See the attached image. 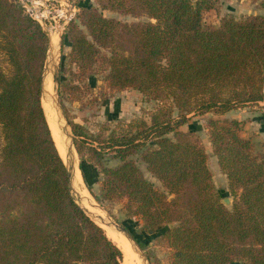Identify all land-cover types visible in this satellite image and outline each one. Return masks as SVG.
<instances>
[{
    "label": "trees",
    "instance_id": "obj_1",
    "mask_svg": "<svg viewBox=\"0 0 264 264\" xmlns=\"http://www.w3.org/2000/svg\"><path fill=\"white\" fill-rule=\"evenodd\" d=\"M215 2H80L77 23L61 36L68 62L81 75L97 66L110 91L134 89L160 104L148 122L99 132V150L89 144L88 157L80 125L67 124L83 179L81 164L103 151L120 160L99 167L100 195L122 198L144 231L162 226L167 264H264V153L241 135L242 120H207L208 144L231 197L226 207L204 145L193 130L179 129L189 115L220 116L264 100V16L205 26L202 13ZM104 10L147 20L124 22ZM47 45L36 22L0 0V264H121L119 248L74 199L52 139L40 99ZM137 152L160 188L128 158Z\"/></svg>",
    "mask_w": 264,
    "mask_h": 264
},
{
    "label": "rangeland",
    "instance_id": "obj_2",
    "mask_svg": "<svg viewBox=\"0 0 264 264\" xmlns=\"http://www.w3.org/2000/svg\"><path fill=\"white\" fill-rule=\"evenodd\" d=\"M10 1L15 4V6L18 7L23 14L22 9L16 4V1ZM34 1L38 3L42 2V6L46 7L50 4L54 9H57L59 4L63 5V0ZM71 1H73L79 7V3L83 1H87L92 6H96L95 0ZM215 3L214 9H209L202 13V23L205 26L216 27L220 19L223 17L239 19L250 14H259L264 16V0H216ZM78 13L79 9L76 12L74 18L68 22V24L73 22L77 23ZM102 14L105 17H113L124 22L147 20L145 16L119 15L117 13L105 10L102 11ZM66 29L64 31H66ZM61 36L62 35L53 32L47 36L48 45L43 68L42 93L40 99L44 110L43 112H45L44 115H46V119L50 128L52 139L56 148L58 145V153H60V155H62L60 149L63 147L62 149L64 151V158L62 157L61 159L68 173H70L69 169L73 167V164H75L78 168L76 179L79 184L77 181L73 183L71 178L70 187L72 195L76 202L92 219L97 221V217L95 216L96 211L95 213H91V211L86 209V205H89L100 211V214L103 218L112 221L124 229L126 228L125 230H127V232L129 231L131 234H133L135 240L134 243H132L135 245L138 254L132 251L131 248H135L133 244L128 239L125 241L127 243V252L134 256L132 261L133 263L136 261V259H139L142 264H167L170 251L161 244L158 236L162 226H157L154 230L146 232L142 229V222L137 219V217H130L127 215L123 207L124 200L122 198L104 201L100 195L99 181L102 178V173L100 172L99 167L114 166L118 164L120 160L110 157V153H105V151H103L104 153L98 157L97 161L92 159L89 160V162H83L81 164L82 170L84 171L86 177L83 179L79 164L80 162L72 143V133L69 125L67 124V120H70L80 125V140H83L84 142L83 154L84 156L88 157L90 156L89 153H87V147L89 144L96 150H99V145L94 139L99 132L103 130L108 131L110 129H115L119 125H124L132 120L141 119L145 122H148L151 113L160 103L151 99H147L137 90L130 88L110 91L105 86V82L103 80V75L105 72L99 71L97 66L94 67L91 73L81 75L80 70L73 63L68 62V46L62 42ZM44 75L48 76V92L44 91L45 88L43 89ZM58 76H60V79L64 78V80L67 82L77 85L78 89L69 92L68 90L59 87V82H55L54 80V78ZM42 96L44 99H42ZM242 107H246V109L253 107V110L257 112L256 114H264V100ZM242 107H239V109L242 110ZM64 112L66 113L67 117L65 116ZM173 115H175V110L173 111ZM209 118L214 117L210 113L203 115H189V119L182 126H180L179 129L193 130L195 135L204 145L213 185L216 190L219 191L224 205L229 207L231 203V197L228 195L227 190L223 185V181L219 175V172L214 169V160H212L211 151L209 150L206 134L207 120ZM242 129L243 124L241 131ZM57 131L59 139L57 138ZM254 149L255 151H261L256 149V147H254ZM128 158L135 163L146 180L152 183L154 187L160 188L159 182L146 170L144 164L140 161L138 152L129 155ZM224 199H227V201L225 202ZM100 214L98 215L100 216Z\"/></svg>",
    "mask_w": 264,
    "mask_h": 264
},
{
    "label": "built area",
    "instance_id": "obj_3",
    "mask_svg": "<svg viewBox=\"0 0 264 264\" xmlns=\"http://www.w3.org/2000/svg\"><path fill=\"white\" fill-rule=\"evenodd\" d=\"M20 6L23 14L38 23L41 29L48 36L51 32L62 35L66 29V25L70 22L79 6L71 0H61L57 9H54L50 4L42 6V2L38 3L34 0H15ZM51 39V37H50Z\"/></svg>",
    "mask_w": 264,
    "mask_h": 264
},
{
    "label": "crops",
    "instance_id": "obj_4",
    "mask_svg": "<svg viewBox=\"0 0 264 264\" xmlns=\"http://www.w3.org/2000/svg\"><path fill=\"white\" fill-rule=\"evenodd\" d=\"M245 108V109H244ZM253 110V107L247 108L242 107V110L239 108L231 109L227 112H225L223 115L217 116L220 118H235V119H241L243 120V129L241 131V135L244 137H249L255 144L256 149L261 150L264 153V114H256ZM213 117H216L213 115ZM209 145V144H208ZM205 148V147H204ZM209 150L211 151L210 147ZM206 153V149H205ZM212 160H214V166L221 176V179L223 181V185L226 188V180L224 175L219 171L215 157L211 153ZM207 155H206V163H207ZM208 167V163H207ZM209 171L210 168L208 167Z\"/></svg>",
    "mask_w": 264,
    "mask_h": 264
},
{
    "label": "bare ground",
    "instance_id": "obj_5",
    "mask_svg": "<svg viewBox=\"0 0 264 264\" xmlns=\"http://www.w3.org/2000/svg\"><path fill=\"white\" fill-rule=\"evenodd\" d=\"M48 75V74H47ZM47 75H44V78H43V89L45 88V92H48L47 90V81H48V76ZM42 99H44V97L42 96ZM48 102V101H47ZM45 113V112H44ZM46 116V115H45ZM65 134V133H64ZM57 138H58V131H57ZM59 139V138H58ZM61 145V144H59ZM63 148V147H62ZM60 149L61 152H62V155H61V158L63 157L64 158V151L63 149ZM57 149L59 150L58 148V145H57ZM75 156V155H74ZM64 160V159H63ZM69 172L71 174V177H72V181L73 183H75V181H77L76 177H77V173H78V168L76 167L75 164H73V167L69 169ZM78 183V181H77ZM79 184V183H78ZM83 204V203H82ZM86 209H88L89 211H91V213H95L96 211V214L95 216L98 218V217H102L101 214H100V211L94 209L93 207L89 206V205H86ZM100 214V216L98 215ZM95 217V218H96ZM96 221V220H95ZM98 224H100L101 227H106L104 228V231L107 235L108 238H110L116 245L117 247L121 250L122 252V263L121 264H142L141 261L139 259H136V261L133 263V258L134 256L130 253L127 252V243L125 241H127V238H122V236L118 233H116L114 231V228L112 225L110 226H107V225H104V224H101L99 223L98 221H96ZM129 240V239H128ZM131 242V240H129ZM132 243V242H131ZM133 244V243H132ZM133 246L135 247V245L133 244ZM126 249V251H124ZM132 251L136 254H138L137 250H136V247L133 249L131 248ZM137 258V257H136ZM144 263V262H143Z\"/></svg>",
    "mask_w": 264,
    "mask_h": 264
},
{
    "label": "water",
    "instance_id": "obj_6",
    "mask_svg": "<svg viewBox=\"0 0 264 264\" xmlns=\"http://www.w3.org/2000/svg\"><path fill=\"white\" fill-rule=\"evenodd\" d=\"M71 174L70 173H68V181H69V184L71 185ZM225 200V202L227 201V199H224ZM94 220V219H93ZM95 221V220H94ZM97 221L99 222V223H101V224H104V225H107V226H110V225H112L113 226V228H114V231L116 232V233H118V234H120L122 237H124V238H127V239H129V240H131V242H133L134 243V239H133V237L127 232V230H125L123 227H121V226H118L117 224H115V223H113L112 221H109V220H107V219H105V218H103V217H98L97 218ZM96 222V221H95ZM97 223V222H96ZM98 224V223H97ZM99 225V224H98ZM100 226V225H99ZM101 227V226H100ZM102 228V227H101ZM103 229V228H102ZM116 245V244H115ZM120 250V249H119ZM124 251H126V249L124 250ZM120 252H121V250H120ZM121 255H122V252H121Z\"/></svg>",
    "mask_w": 264,
    "mask_h": 264
}]
</instances>
